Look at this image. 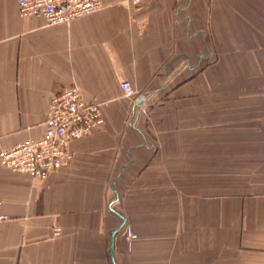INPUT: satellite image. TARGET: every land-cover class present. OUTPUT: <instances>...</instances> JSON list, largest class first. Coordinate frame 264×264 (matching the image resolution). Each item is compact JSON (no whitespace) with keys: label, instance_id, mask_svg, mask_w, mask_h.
I'll list each match as a JSON object with an SVG mask.
<instances>
[{"label":"crops","instance_id":"0c3cea01","mask_svg":"<svg viewBox=\"0 0 264 264\" xmlns=\"http://www.w3.org/2000/svg\"><path fill=\"white\" fill-rule=\"evenodd\" d=\"M71 85L104 124L45 180L0 163V264H264V0H103L57 26L0 0V152Z\"/></svg>","mask_w":264,"mask_h":264},{"label":"built area","instance_id":"2783aa9c","mask_svg":"<svg viewBox=\"0 0 264 264\" xmlns=\"http://www.w3.org/2000/svg\"><path fill=\"white\" fill-rule=\"evenodd\" d=\"M134 2L139 3V0ZM102 7L103 0H18L22 17L43 18L48 26L70 23L95 14ZM121 89L133 102L138 98L130 81H123ZM104 121L100 103L86 100L76 85L63 88L51 99L44 135L2 150L0 163L13 173L45 180L55 171L70 167L74 158L72 143L92 135ZM9 218L0 213V224ZM59 233L56 229L55 234Z\"/></svg>","mask_w":264,"mask_h":264},{"label":"water","instance_id":"95a60500","mask_svg":"<svg viewBox=\"0 0 264 264\" xmlns=\"http://www.w3.org/2000/svg\"><path fill=\"white\" fill-rule=\"evenodd\" d=\"M144 100H145L144 97H141L140 99H136L135 104H136V105H141V104L144 102ZM113 244H114V242H113V240H112V243H111V250H112V251H113Z\"/></svg>","mask_w":264,"mask_h":264}]
</instances>
